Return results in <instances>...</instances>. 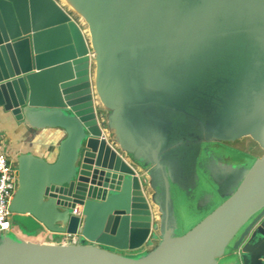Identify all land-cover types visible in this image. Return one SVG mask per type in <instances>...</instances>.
I'll use <instances>...</instances> for the list:
<instances>
[{"label":"water","instance_id":"obj_1","mask_svg":"<svg viewBox=\"0 0 264 264\" xmlns=\"http://www.w3.org/2000/svg\"><path fill=\"white\" fill-rule=\"evenodd\" d=\"M0 107L65 133L16 157L9 211L79 237L7 232L0 264H264V0H0ZM198 168L222 202L177 235Z\"/></svg>","mask_w":264,"mask_h":264},{"label":"crops","instance_id":"obj_2","mask_svg":"<svg viewBox=\"0 0 264 264\" xmlns=\"http://www.w3.org/2000/svg\"><path fill=\"white\" fill-rule=\"evenodd\" d=\"M65 138L61 129H31L23 122H17L10 114L0 107V145L8 159L15 164V159L20 154H32L43 158L48 163H53L58 155L59 143ZM24 218L28 225L25 231H19L18 226L11 225L10 235L26 238L38 243L67 244L70 238L49 234L44 228L29 216ZM229 252V250H228ZM142 251L125 252L126 256H137Z\"/></svg>","mask_w":264,"mask_h":264},{"label":"rangeland","instance_id":"obj_3","mask_svg":"<svg viewBox=\"0 0 264 264\" xmlns=\"http://www.w3.org/2000/svg\"><path fill=\"white\" fill-rule=\"evenodd\" d=\"M230 148L239 151L241 157L247 161L249 160L248 164L251 163L249 157H257L262 153L258 146L249 139L242 140L239 144ZM220 151L222 152L218 153H223V158L220 159L216 154H211L209 158L212 161L218 160L220 163L229 164V159L226 154L238 157V153L236 152L225 151L223 149ZM215 192L213 183L209 181L207 175L201 172L197 173V187L195 192L192 191V193L185 196L186 198L182 195L177 197L174 195V209L179 224L177 235L188 232L222 202V199ZM26 223L24 218H20V215H13L11 218V225L18 226L23 231L28 226Z\"/></svg>","mask_w":264,"mask_h":264},{"label":"built area","instance_id":"obj_4","mask_svg":"<svg viewBox=\"0 0 264 264\" xmlns=\"http://www.w3.org/2000/svg\"><path fill=\"white\" fill-rule=\"evenodd\" d=\"M17 188L16 167L3 152L0 145V239L11 229L13 214L9 211V203ZM72 213L80 214V207L76 206ZM70 244L77 243L78 236H67Z\"/></svg>","mask_w":264,"mask_h":264},{"label":"flooded vegetation","instance_id":"obj_5","mask_svg":"<svg viewBox=\"0 0 264 264\" xmlns=\"http://www.w3.org/2000/svg\"><path fill=\"white\" fill-rule=\"evenodd\" d=\"M208 149H209V151L212 153V154H216V155H218V157H220V159L221 158H223V156L224 155H222L223 153H218V152H222V151H220L221 149H223V150H225V151H231V152H236V153H238V156H240L239 154V151H236V150H234V149H232V148H230V147H227V146H223V145H218V144H209L208 145ZM225 154V153H224ZM219 155H222V156H219ZM226 156H227V158L229 159V158H231L232 157V155H228V154H226ZM249 157V156H248ZM255 157H249V159L251 160V162H252V160L254 159ZM249 161V160H248ZM248 161H247V165H250V164H248ZM199 164H198V166L200 165V166H204V167H206L207 165H209V160H208V158H207V156H201L200 157V159H199V162H198ZM203 173V170H201V169H199L198 168V170H197V173ZM204 174V173H203ZM205 175V174H204ZM183 196V197H185V195L184 194H179V193H177V191L175 192V196L177 197V196ZM186 198V197H185Z\"/></svg>","mask_w":264,"mask_h":264}]
</instances>
